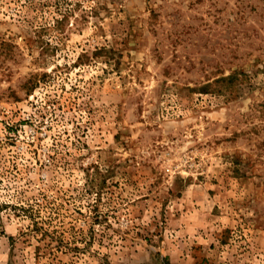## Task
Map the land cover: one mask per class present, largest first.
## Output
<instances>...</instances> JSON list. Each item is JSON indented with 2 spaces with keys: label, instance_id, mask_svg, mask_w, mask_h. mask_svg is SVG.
<instances>
[{
  "label": "rangeland",
  "instance_id": "rangeland-1",
  "mask_svg": "<svg viewBox=\"0 0 264 264\" xmlns=\"http://www.w3.org/2000/svg\"><path fill=\"white\" fill-rule=\"evenodd\" d=\"M0 264H264V0H0Z\"/></svg>",
  "mask_w": 264,
  "mask_h": 264
},
{
  "label": "trees",
  "instance_id": "trees-1",
  "mask_svg": "<svg viewBox=\"0 0 264 264\" xmlns=\"http://www.w3.org/2000/svg\"><path fill=\"white\" fill-rule=\"evenodd\" d=\"M236 78L234 77V76H230V77H227V78H221L220 80H216L215 81V84H217V83H224V82H232V81H234ZM208 85V84H207ZM208 87H209V85L208 86H203L202 88H200V91L201 92H206V91H208ZM212 91H214V92H220L221 90H220V88L218 87V88H213V90Z\"/></svg>",
  "mask_w": 264,
  "mask_h": 264
}]
</instances>
